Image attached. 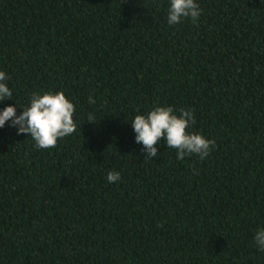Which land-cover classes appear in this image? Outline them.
<instances>
[{"label":"trees","instance_id":"trees-1","mask_svg":"<svg viewBox=\"0 0 264 264\" xmlns=\"http://www.w3.org/2000/svg\"><path fill=\"white\" fill-rule=\"evenodd\" d=\"M196 2L169 25L170 0H0V111L63 90L77 124L47 150L0 128V264H264V0ZM156 105L193 112L204 160L145 159Z\"/></svg>","mask_w":264,"mask_h":264},{"label":"clouds","instance_id":"clouds-1","mask_svg":"<svg viewBox=\"0 0 264 264\" xmlns=\"http://www.w3.org/2000/svg\"><path fill=\"white\" fill-rule=\"evenodd\" d=\"M167 23L176 25L183 19L190 18L193 23L199 20L202 9L196 0H170L167 10ZM8 79L4 71H0V101L11 99L13 92L6 83ZM90 102H93L90 99ZM76 106L61 91L33 92L29 106L17 115L15 106L9 105L0 111V128L11 121V127L17 129V134H27L34 141L36 149L55 148L59 140L72 135L77 130L74 120ZM88 123H95L91 113ZM131 126L135 132V142L143 146L145 159L157 156L161 140L167 148L175 149L177 158L183 160L186 156L197 155L204 160L215 147V140L206 138L201 133L189 132L190 126L195 124L192 111L180 109L177 114L173 106H154L146 114H136ZM109 183H116L121 179V173L109 171L106 177ZM254 243L264 251V227L258 228L254 235Z\"/></svg>","mask_w":264,"mask_h":264}]
</instances>
